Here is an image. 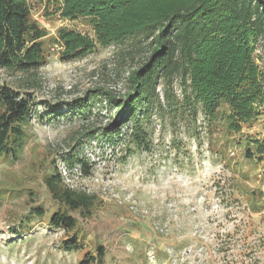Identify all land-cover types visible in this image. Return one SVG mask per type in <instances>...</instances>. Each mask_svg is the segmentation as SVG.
<instances>
[{
	"label": "rangeland",
	"instance_id": "rangeland-1",
	"mask_svg": "<svg viewBox=\"0 0 264 264\" xmlns=\"http://www.w3.org/2000/svg\"><path fill=\"white\" fill-rule=\"evenodd\" d=\"M28 1L32 19L47 32L45 63L33 72L0 68V85L29 92L36 103L22 156L14 163L0 157V264H78L97 245L106 251L103 264H264V153L244 156L255 139L264 142V104L239 132H227L226 107L209 119L178 77L156 87L148 114L136 110L139 123L103 134L118 119L112 103L105 96L86 105L73 100L95 88L124 98L148 40L127 38L62 61L58 30L93 37L91 26L61 17L51 0ZM254 58L262 67L261 43ZM58 102V121L38 120ZM70 103L84 107L74 114L66 110ZM55 169L66 186L97 197L90 215L73 213L78 250L64 251L69 234L47 224L59 205L44 177ZM31 206L43 207L44 216L28 217ZM27 218L29 230L12 235L11 227Z\"/></svg>",
	"mask_w": 264,
	"mask_h": 264
},
{
	"label": "trees",
	"instance_id": "trees-1",
	"mask_svg": "<svg viewBox=\"0 0 264 264\" xmlns=\"http://www.w3.org/2000/svg\"><path fill=\"white\" fill-rule=\"evenodd\" d=\"M51 1L61 17L85 19L94 34L90 37L74 29L60 28L55 42L61 46L62 61L84 57L97 46L119 44L127 38L137 42L148 40L149 53L140 66L128 73L129 90L124 98L95 88L85 92L87 98L84 95L73 100V104L80 100L85 104L89 98L105 96L112 103L118 119L104 126L103 134L127 122L139 123L136 110L141 108V114H148L156 87L170 84L178 77L209 119L221 114V106L226 107L227 132H239L243 123L260 114L264 104V63L262 67L257 64L254 51L258 43L264 48V0ZM46 34L32 19L28 0H0V68L33 72L43 66ZM71 104L66 110L71 109L69 112L74 114L84 107ZM62 106V102L50 105L47 112L37 114L38 120L58 121L62 114L57 110ZM35 107L29 92L19 93L0 85V157L9 163L22 156L26 125ZM254 142V146L245 149L247 159H252L254 153L261 159L264 153V142L256 139ZM78 162L81 172L86 173V162ZM44 183L59 205L48 218V226L69 234L61 242L64 251L80 249L73 213L90 215L96 195L69 188L56 169L45 175ZM28 212V217H43L46 211L41 206H31ZM28 221L27 218L11 227L12 235L29 230ZM105 252L103 246L97 245L95 254L86 252L78 264H103Z\"/></svg>",
	"mask_w": 264,
	"mask_h": 264
}]
</instances>
